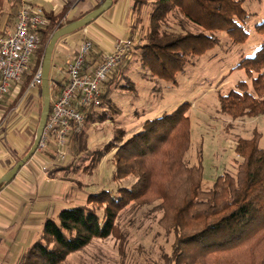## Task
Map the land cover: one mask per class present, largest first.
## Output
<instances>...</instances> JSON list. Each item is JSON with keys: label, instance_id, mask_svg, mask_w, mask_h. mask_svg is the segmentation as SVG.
Returning a JSON list of instances; mask_svg holds the SVG:
<instances>
[{"label": "trees", "instance_id": "1", "mask_svg": "<svg viewBox=\"0 0 264 264\" xmlns=\"http://www.w3.org/2000/svg\"><path fill=\"white\" fill-rule=\"evenodd\" d=\"M104 2L66 24L62 22L63 13L44 11L47 25L36 31L40 44L33 54L30 71H25L22 77L21 93L28 90L42 69L47 44L55 31L83 18ZM134 2L135 21L130 28L134 46L128 58L103 85L101 106L80 110L85 115L86 126L112 118L105 108L114 110L111 95L117 88L135 89L133 81L129 82L131 86L122 82L132 60L138 58L141 67L153 76L176 83L177 74L184 70L191 57L201 56L219 44L217 32H227L233 42L244 43L248 38L246 24L254 15L244 8L245 0ZM4 5L5 0H0V10ZM145 14L148 24L142 32L140 25ZM174 14L203 31L169 29V17ZM256 29L264 37V21ZM236 68L245 70L251 78V86L239 82L228 94L221 96L220 112L234 120L264 115V39L254 55L243 58ZM49 84L51 94L55 95L56 88L52 82ZM38 90L41 95V85ZM42 107L43 103L39 120ZM189 108L190 104L185 102L170 113L147 120L139 132L126 140L125 130H119L102 149L90 152L91 162L84 169L94 171L102 159L115 150L114 180L134 177L135 183L116 191L102 189L90 194L85 204L62 209L57 218H48L41 235L23 253L18 264H65L72 254L86 249L95 239L112 236L120 213L130 204H151L157 200L162 201L160 209L164 212L160 225L174 235L172 252L164 257L165 264H264V148L259 146L261 136L256 131L251 139H240L235 147L236 155L242 159L237 174H221L209 190H204L201 161L194 166L185 162L191 143ZM80 133L72 134V143ZM35 138L36 133L32 145ZM72 143L70 140L69 149L74 151ZM74 163L72 159L59 170L82 169Z\"/></svg>", "mask_w": 264, "mask_h": 264}, {"label": "rangeland", "instance_id": "2", "mask_svg": "<svg viewBox=\"0 0 264 264\" xmlns=\"http://www.w3.org/2000/svg\"><path fill=\"white\" fill-rule=\"evenodd\" d=\"M244 8L254 14L246 24L248 38L244 43L233 42L227 32H217L219 44L201 56L191 57L184 70L177 74L176 83L153 76L140 65L135 75L130 76L135 89H125L122 91L123 97L116 96L120 115H115L114 119L104 123L95 122L84 126L72 143L79 153L74 148V151L70 150L69 157V160H74V164L81 165L82 169H73L66 173L67 178L74 179L73 183L79 184L81 189L75 190L76 195L73 193L68 197L74 204L66 208L85 204V199L90 194H97L102 189L116 191L119 188H129L135 183L134 177L114 180L115 150L112 155L102 159L94 171L84 169L91 162L90 152L102 149L105 142H108V133L111 132L108 128L115 132L124 129L126 140L129 137L127 133L132 134L136 130L139 132V128L147 120L170 113L185 102L190 104L187 116L190 119L191 133L190 149L185 156V162L194 166L201 161L204 190H209L221 174H237L242 159L236 155L235 147L240 139H251L257 131L261 136L259 146L264 148V115L234 120L220 112L221 96L228 94L239 82H246L251 86L249 75L244 69L236 67L243 58L253 56L264 39L263 34L256 29L264 21V0H245ZM146 14L140 25L142 32L148 24ZM168 27L178 32L203 31L195 24L187 23L179 14L169 17ZM33 58L34 55L29 68L33 65ZM23 84L22 80L19 86ZM126 84L131 86L129 82H125ZM37 90H33L34 93L37 94ZM39 98L42 105V96ZM118 118L122 121V127L116 121ZM101 129L103 131H99ZM44 153L52 155L53 150ZM55 164L58 166L59 163ZM64 164H68V161ZM161 203V200H157L151 204H130L120 213L112 236L95 239L86 249L72 254L65 264H165L164 257L170 256L172 252L174 235L167 233L160 225L164 215L160 209Z\"/></svg>", "mask_w": 264, "mask_h": 264}, {"label": "crops", "instance_id": "3", "mask_svg": "<svg viewBox=\"0 0 264 264\" xmlns=\"http://www.w3.org/2000/svg\"><path fill=\"white\" fill-rule=\"evenodd\" d=\"M102 1L5 0V5L0 10V33L9 35L15 30L18 11L23 4L47 12L63 13L62 22L66 24L70 20L82 17ZM133 3L134 0H116L107 12L96 18L84 30L58 41L50 70V82L57 91L61 90L67 80L68 61L77 54L84 40H91L95 47L86 61V73L91 75L102 63L103 55L112 50L115 40L130 38V28L135 21ZM136 60H132L129 71L123 74L124 84L131 82L135 71L139 70L140 62ZM127 78L129 81H126ZM22 86L13 83L9 95L0 103V179L28 153L36 133L41 96L38 90L36 91L38 95L27 90L21 93ZM124 90L117 88L111 95L114 110L105 108L111 114V119H114L115 115L117 117L120 115L121 110L115 100L116 96L123 97ZM113 113L115 114L112 116ZM116 121L122 127V121L119 118ZM108 129L111 131L108 133L110 142L117 131ZM132 134L127 133L128 136ZM70 140L72 143L71 137ZM50 154L37 151L14 180L0 189V264H18L23 253L38 239L44 222L48 218H56L62 209L72 206L74 203L68 197L73 193L76 195L75 190L81 189L79 184L73 183L74 179L67 178L66 171L59 170L67 164L56 162L55 156ZM71 160L72 158L68 164ZM55 163L60 165L56 166ZM44 166L49 168L48 176L42 171Z\"/></svg>", "mask_w": 264, "mask_h": 264}, {"label": "built area", "instance_id": "4", "mask_svg": "<svg viewBox=\"0 0 264 264\" xmlns=\"http://www.w3.org/2000/svg\"><path fill=\"white\" fill-rule=\"evenodd\" d=\"M41 8L28 4L20 6L15 30L9 35L0 33V103L9 95L11 85L19 84L29 69L33 54L38 49L40 37L36 33L47 25ZM134 46L132 39H117L112 50L103 55L102 63L90 75L86 73V61L95 47L91 40H84L76 55L67 63V80L61 90L51 94V111L47 120L39 152L53 150L56 162L69 161V142L73 133H79L85 126V115L80 111L101 106L102 87L113 71L128 58ZM42 84V69L31 82L28 92ZM1 123V120H0ZM42 171L48 176L49 168Z\"/></svg>", "mask_w": 264, "mask_h": 264}, {"label": "water", "instance_id": "5", "mask_svg": "<svg viewBox=\"0 0 264 264\" xmlns=\"http://www.w3.org/2000/svg\"><path fill=\"white\" fill-rule=\"evenodd\" d=\"M113 3L114 0H105V2L102 3V5L98 9L88 13L86 16L77 21L64 25L58 31H55V33L52 35L49 43L47 44L42 65L41 95L43 99V107L38 123L35 141L32 147L29 149L28 153L5 176H3L2 179H0V186L11 183L17 176V174L20 172V170L27 164V162H29L34 157V155L38 151L39 144L42 139V135L44 133L46 123L49 119L51 111L50 109L52 97L51 85L49 84L51 72L50 70L52 67L54 49L58 41L65 36L71 35L79 31L80 29H84V27L89 26L92 22L96 20V18L98 19L99 16L107 12L112 7Z\"/></svg>", "mask_w": 264, "mask_h": 264}]
</instances>
